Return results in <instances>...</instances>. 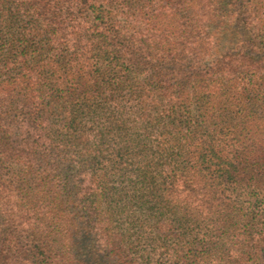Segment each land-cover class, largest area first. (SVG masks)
Returning <instances> with one entry per match:
<instances>
[{
	"label": "trees",
	"instance_id": "obj_1",
	"mask_svg": "<svg viewBox=\"0 0 264 264\" xmlns=\"http://www.w3.org/2000/svg\"><path fill=\"white\" fill-rule=\"evenodd\" d=\"M95 1L73 19L65 0H0V168L19 164L0 175V264H264V209L238 195L264 196V0ZM58 49L65 76L46 68ZM82 116L96 126L69 131ZM19 182L41 204L17 223Z\"/></svg>",
	"mask_w": 264,
	"mask_h": 264
},
{
	"label": "rangeland",
	"instance_id": "obj_2",
	"mask_svg": "<svg viewBox=\"0 0 264 264\" xmlns=\"http://www.w3.org/2000/svg\"><path fill=\"white\" fill-rule=\"evenodd\" d=\"M22 1L30 2V3L39 2V4L40 3H49V2H51L53 4H57L58 3V5H59L60 1H62V0H59V1L58 0H22ZM65 1H66L65 2L66 4H64L63 7H65V8L69 7L68 8L69 10H67L68 12H66V13H68L72 18H73V16H76V17L79 16L81 18H84V16L86 15L87 12H91V9H92L93 3H94V0H65ZM101 1L102 0H100L99 2L95 1V5L98 6ZM113 1L115 2V5L122 6L123 2L122 3H118V0H113ZM225 1L228 2V0H225ZM69 2L71 3L70 5H69ZM91 2H92V4L90 5ZM76 4H78V5L76 6ZM71 5H72L73 8L71 7ZM46 7H48V5L45 6V8ZM117 8H119V7H117ZM229 8H231L230 13H232V14L234 13L233 15H236L235 13H237V9L235 8V6L233 7L232 4H229ZM40 19H41V17L38 14L30 13V14H28L27 16H25L23 18V21H24V23L26 21L31 22L32 23L31 26H28V27L31 28L33 25L35 27V25H37L39 23L38 21H40ZM4 23H5L4 18L0 17V25L4 24ZM20 24H21V22H20ZM212 29H213V27H212ZM233 29H234V27L230 28L229 31H233ZM1 36H4V35L0 34V37ZM61 36H62V34H61ZM35 40H38V38L35 39ZM22 44L26 45L28 43H26V42L23 43L22 42ZM218 48L221 49L220 47H218ZM215 51L219 53L217 48H215ZM57 52H58V55L56 57V60H58V63H49V66L46 67V68L48 70H50L51 68L57 69L58 70L57 75L65 76V74L63 73V70L65 69V67L68 68V66L71 65V63L68 62V61H70V59L69 58H65L64 59L63 56H64V54L66 52L63 51V56L60 55L61 52L59 51V49H58ZM41 59L44 60V57H42ZM49 62H51V61H49ZM46 68H45L44 71H46ZM58 83L59 82L57 81V84ZM47 92H48L49 95H51V97L53 99H54V97L64 96L66 94V92H65V90L63 89L62 86L61 87L58 86L56 88H51L50 87V88H48ZM93 102H94V97L92 95H89L88 101H86V103L92 104ZM75 103H76V100H72V102H69V101L66 102V99L62 98L60 100V102H59V107H58L59 110L57 109L56 113H58V112H66L67 114L68 113L71 114L72 113V109L74 111L75 108L77 109V107H79V105L76 107ZM192 110L194 112V109H192ZM188 111H189L188 109L183 111L182 114L178 116V119L182 120V121H186V123H187V117L189 119ZM48 113H47V115H48ZM24 115L28 116L26 113H24ZM82 117L84 118L82 120V122H80V120H79L80 118H78V120L75 121L73 128H71L69 131H72L74 128L79 127V126L81 128H84V129L96 126L97 117H95V118H93V120H91L93 123L90 122L89 120H87L88 119L87 117H85V116H82ZM48 120L50 122L51 127L54 126L53 127L54 133L57 134L56 131L61 126L62 121H60V119L56 118L55 116L52 117V115H50ZM64 124L65 123H64V120H63V125ZM147 128H148V131L147 130L146 131L149 132V135H150L149 138L152 139V140H155L157 142V139L160 138L159 137L160 136V130L153 129L150 126H147ZM21 133H22V130L19 132L18 135L22 136L23 134H21ZM32 137H34V136H32ZM13 145H14V147L18 148V151L25 152L24 145L19 144V142L18 143H14ZM73 155L76 157L77 161L80 160L81 153H80L79 148H73ZM180 161H181V159H180ZM182 161L185 162V160H182ZM182 165H183V163H181V162H180V164L178 162H173V163H171L170 168H172L174 166L181 168ZM18 169H19V164H12V166H8L6 168H0V175L3 176L6 180L10 179V183H14V182L17 181V179L19 181ZM155 174H156V171L151 173V176L153 177V180H158V181L162 182L161 178L158 177V176H155ZM112 184H113V186H118L119 185V186L122 187V186L127 184V181H126V178L123 177V176H120L119 173H114L112 175ZM132 184H134V183H132ZM19 185L22 188H20V187L19 188H14V187L8 186L6 188V191H5V197L2 200V203L3 202L7 203L6 207L3 205L4 212H6L7 215H8V212L10 210H12L11 212L13 214H15L16 216L13 215V216H11V218H13V220L15 219L14 222H17V223L23 220V216H22L23 210H21V209L28 207V206H26V203L28 201H29L30 205H31L32 202L33 203H35V202L37 203L38 202L39 205L41 204L40 194L35 195V197L32 198L31 197V193H32L33 190L28 189V187H24L25 185L23 186V184L20 183V182H19ZM133 192H137V188ZM238 195H239V198L241 199L242 202L246 201V204H249L248 202L254 204L256 202V199L258 198V201H257L258 203H256L257 205H255V206H259V208L262 209V210L264 209V196H257V193L256 194L255 193L251 194V193L247 192L246 190L241 191V192L239 191ZM11 207H12V209H11ZM11 212H9V214ZM135 214L139 215V216H144L145 215L144 213H142L141 209H136ZM163 218H164V215H162L161 219H163ZM28 222H31V221H28ZM28 222H26V223H28ZM119 226H120V229H121V227L124 228L125 222L123 224H120ZM195 227L197 228V230H199V231L201 230L202 231V229L204 228V222L201 223V224H195ZM192 235H195V234H192Z\"/></svg>",
	"mask_w": 264,
	"mask_h": 264
}]
</instances>
